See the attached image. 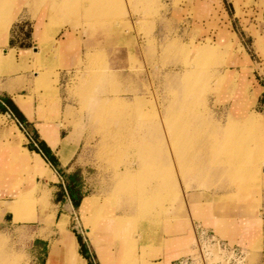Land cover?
I'll list each match as a JSON object with an SVG mask.
<instances>
[{"label":"rangeland","instance_id":"374dc122","mask_svg":"<svg viewBox=\"0 0 264 264\" xmlns=\"http://www.w3.org/2000/svg\"><path fill=\"white\" fill-rule=\"evenodd\" d=\"M0 2V60L13 55L19 66L18 71L11 73L0 67V98L14 97L27 118L37 122L43 139L53 132L70 137L69 150L60 151V156L64 169L77 173L85 198L75 208L73 219H62L66 220V230L74 232L80 240L83 233L89 235L100 259V249L93 239L96 227L90 233L88 226L116 182L128 172L135 174L129 176L125 187L138 186L132 187L135 193L139 187L146 189V196L157 202L156 206L155 201L145 196V200L152 202H149L152 209L143 207L147 210L140 211L139 206L128 207L126 233L148 240L149 250L155 249L154 244L161 246L165 240L171 241L185 229L194 201L223 208L243 203L247 205L245 214L261 222L264 0H240L237 5L234 0H117V4L108 8L109 15L106 11L99 15L102 18L85 16L88 0H80L76 9L65 0ZM18 15L29 18L23 22L27 25L25 31L17 28L20 22L14 20ZM66 30L75 34L79 51L71 69L61 72L56 37ZM22 31L31 38L30 42L24 44L20 40ZM22 48L30 50L21 54ZM94 73L103 78L94 80ZM42 75L47 77L45 84L38 82ZM90 95L98 99L95 110L85 103ZM18 96H22L25 104L17 100ZM179 101H184L187 107L182 114L186 124L183 137L198 157L194 168L204 171L237 166L246 172L243 177L235 174L216 177L214 173L200 177L184 175L178 162L169 165L163 150L170 136L161 117L173 113ZM16 124L11 112L0 111V154L5 156L9 171L2 177L0 174V186L7 191L20 188L15 194L7 192L5 199L9 203L0 202V264H36L33 258L34 246L38 244L36 236H47L51 244L56 238L52 230L58 221L51 196L45 190L40 191L36 177L56 176L46 162L33 166L38 152L28 147L32 143ZM23 125L32 131L33 125ZM222 134H231V141L239 149L232 161L218 164L211 161L212 151L208 148ZM26 149L31 164L22 158L21 152ZM220 154L222 158L231 156L228 151ZM147 168L151 169L144 170ZM252 168L256 169L255 176L247 174ZM17 169L24 170L10 173ZM165 169L167 186L154 192L163 182L160 179L158 182L157 175ZM154 170L157 174H152ZM125 196L119 193V200L111 206L118 215L126 207L121 204L127 199ZM6 211L10 215L4 223ZM13 217L15 224L11 225ZM179 240L178 248L182 250L177 255L185 253L184 246L195 238ZM55 242L48 264L55 259V248L60 245ZM137 246L138 264H160L142 254L140 242ZM257 249L258 246L247 252V264H256L253 253ZM51 264H64L63 258L58 256Z\"/></svg>","mask_w":264,"mask_h":264},{"label":"crops","instance_id":"0c3cea01","mask_svg":"<svg viewBox=\"0 0 264 264\" xmlns=\"http://www.w3.org/2000/svg\"><path fill=\"white\" fill-rule=\"evenodd\" d=\"M226 1L229 2L231 0ZM234 1L236 5L237 2H240V0ZM28 19L29 18L27 17H19L18 15V17L14 20L20 22L17 28L19 29L21 27L22 30L25 31L27 25H24L23 22H26ZM23 31L21 32L20 40L26 44L31 41V38L25 37ZM56 41V46L58 47L61 55L62 67L60 70L61 72H65L71 69L78 57L79 49L75 45L76 36L71 30H66L62 31L58 37H56ZM7 44H9V40ZM19 50L22 54L30 49L22 48ZM27 120L28 125H33L32 131H30L27 126H24V128H22L19 124H16V126L21 132L23 131L24 137L35 146H39V142L41 140L45 141L52 151V154L55 155L56 159L59 161L60 165L58 168H62L61 170H58L41 150L37 151L50 166L53 174L56 176V178L47 176L36 177L40 191L45 190L48 193V196H51L54 206L53 211H56L55 218H58L57 224L52 230V232H54L53 235H56V238L51 244L47 236H36L38 244H35L34 246V262L36 264H48L51 247L53 243L61 237L60 229L57 226L58 222L63 217H66L68 221L73 219L72 215L74 214L76 208L67 191L65 185V175L63 174V172H66L67 174L71 172L68 169H64L65 164L62 162V158L60 156V151L69 150V144L60 143L58 147H52L45 139L42 138L37 122L31 121L28 118ZM6 163L5 156L0 154L1 177L7 171ZM19 170L24 169H17L16 171L10 173L14 174ZM1 188L2 187L0 186V202L2 203L10 202V200L5 199L7 192H13L12 194H15L18 189H20L17 188L12 191L13 189L11 188V192ZM81 204L82 202L80 205ZM246 206L247 205L243 203H235L230 207L223 208L221 206L219 207L213 205L212 203H204L203 201L191 202L190 219L185 225V229H183L177 237L170 238L172 239L171 241L165 240L161 246L154 244L157 251L155 252L154 250L153 254L149 256V259L154 263L160 264H247V252L253 251L255 247L258 246L259 249L253 253V256L255 257L256 264H264V216H262L261 222H259L252 216L250 217V215L245 214L244 211ZM9 215L10 211H6L3 214L4 223H7V217ZM10 223L11 225L15 224L14 217ZM186 237H194L195 240H192L191 242L189 241L190 243L184 246L186 248L185 253L177 255L176 253H178L179 249L182 250L181 248H178L181 243L179 239H184ZM76 238L78 241V251L87 264H103L89 235L87 236L83 233L81 241H79L77 236ZM106 247L115 252V263L118 264V259L121 255V245L117 243Z\"/></svg>","mask_w":264,"mask_h":264},{"label":"bare ground","instance_id":"6f19581e","mask_svg":"<svg viewBox=\"0 0 264 264\" xmlns=\"http://www.w3.org/2000/svg\"><path fill=\"white\" fill-rule=\"evenodd\" d=\"M79 1L80 0H65V3L69 4L70 6H73L72 9H76L77 7H79ZM115 4H117V0H88V4L85 5V7H84L85 11H86L85 16L88 15L91 17V15H94L98 18L99 15H102V13H104L105 11L107 12L108 8L110 6L112 7V5L114 6ZM1 7L2 6H1V2H0V8ZM109 12L110 11L107 12L108 15H109ZM100 18H102V17H100ZM103 23H105V22H103ZM0 31H2V30H0ZM2 61H4V63ZM0 67L2 68V70H6V71L8 70L9 73L16 72L19 70V66L15 64V60H14L13 55H11V57H9L8 59L0 60ZM95 71H97V70H95ZM100 74H101V72H100ZM102 74H103V72H102ZM92 75L94 77V80H98V79L103 78V77H101L102 75H99L96 73H94ZM46 78H47L46 76L42 75L41 77H38V82L41 84H45L47 82ZM92 86H93V83H92V85H89V89L92 88ZM83 91L85 92V90H82V93H83ZM86 92H87V90H86ZM88 94H91V93H88ZM17 100L21 104H25V101L23 100L22 96H18ZM86 100H87V102H85V103L88 104L89 108H91L93 110L97 109L98 106H97L96 101H98V99H96L95 97H91V95H90V96L86 97ZM137 101H139V100H137ZM123 105H125V104H123ZM55 107L58 110V106L56 105ZM55 107H54V109H55ZM169 109H172V107ZM186 109H187V107L185 106L184 101H182V102L179 101L177 106H175L173 113L170 112V113H167L161 117V121H162V124L165 128V131H166L167 135L170 136V138H168L169 143L166 147H164V150H163L169 165H171L174 162H178L182 167V173L184 175L189 174V175H195V176L200 177L203 175L209 176V174L214 173V175L216 177L228 176V175L230 177V175L232 176V174H235V176L240 175L241 177H243V174H245L246 172L238 169L237 166H233L231 169L214 168V170H204V171H201V170H198L197 168H194L193 165H195V164H193V163L196 162L198 157L196 156V152H193L188 147V145H187L188 142L186 141L188 139H184L185 137H183L184 136L183 131H184V127L186 126V124H184L185 122L183 120L182 114L186 111ZM129 113H131V112H129ZM29 114L32 115V111H30ZM100 114H101V112H100ZM116 115L118 116V114H116ZM129 115H128V117H129ZM131 115H132V113H131ZM123 116L126 117V115H123ZM119 117H120V115H119ZM233 133H237V132H233ZM233 133H231V134H233ZM231 134L229 136H227L226 134L219 135L218 136L219 139L216 142V144H214L213 147L208 148L209 150L212 151V155L210 157L211 161L216 160V163H218V164L221 162L227 163V162L232 161L234 159V156L237 155L235 153V151L238 150L239 148H237V146H235L234 142L231 141L232 140V137L230 138ZM44 139L54 148L58 147V145L60 143H64V144L70 143V140H69L70 137L63 138V137H61L60 133H54V132L50 133V134H48V133L45 134ZM119 149H121V148L119 147ZM121 150H123V149H121ZM222 151L230 152L231 156L229 158H226V157L222 158L220 156L221 155L220 152H222ZM21 153H22L21 155H22L23 160L26 163L31 164L30 158L28 159L29 151L26 149L24 153L23 152H21ZM156 153H158V152H156ZM36 154L38 157H37L36 164L33 165L34 167H37L38 164L42 165L45 162V160L42 158V156L39 153H36ZM147 156H146V158H150L149 156L148 157ZM20 159H21V157H20ZM152 159H153V161L156 160V158L153 156H152ZM148 169H151V168H147L144 170H148ZM152 169H154V168H152ZM139 171H141V170H139ZM163 171H166V169L162 170V174H163ZM154 173L157 174V171L154 170L152 172V174H154ZM133 174H135V173L128 172V173H126V175H124L125 177H122V175H121L122 178H120V180H118L116 182L114 189L112 190V192L107 197H105L104 201L102 200L103 202L98 207L96 217L92 218V221H90L89 226H88L90 233L94 229V225L96 227L97 234H95L93 236V239H94L95 243L97 244L98 248L100 249L101 259L105 264H117V263H115L116 258H114L115 252L111 251L108 247H106L108 245H114L117 243L121 245V251H120L121 255H120V258L118 259V264H138V262L140 260L139 259L140 258L139 257L140 250H139V247L137 245L139 242L141 244L142 250H144V253H142V254L150 256L151 254H153L154 250H155V252L157 251L156 249L149 250L150 249V247H149L150 243L148 240L145 241L144 239L130 237L132 235H130V233L129 234L126 233V231L127 232L129 231L127 229L128 228L127 217L129 216L128 207L139 206L138 208L140 209V211L142 210L143 207L144 208H146V207L150 208L151 207L150 209L153 208V206H151V205L149 207L150 201H148V199L149 200H152V199L150 196H149V198L147 197L148 195L146 196V194H145L146 189H142V188L140 189V187H139V191L135 193L133 188L136 185L132 186L133 188L132 187L130 188L128 186L125 187L126 186L125 183L129 180V176H133ZM152 174H151V176H152ZM247 174L249 176H255L256 175V169L252 168V169L247 170ZM161 175L160 174L157 175V176H159L157 180L159 182V179H160V182H161V180L163 182H162V184L161 183L158 184V188L155 189V191L153 189L154 192H157L158 190L162 189L164 186L165 187L167 186V180H168L167 175H168V173L166 172L162 176ZM136 176L139 177V175L137 173H136ZM138 179H140V178H138ZM136 182H134V183H136ZM143 182L148 183L146 181H143ZM136 187H138V186H136ZM145 188H147V185H145ZM136 189H138V188H136ZM151 192H152V190H151ZM158 192H160V191H158ZM119 193L126 194L125 198H127L126 200L121 201V204L125 205L126 207L123 208L120 215H118L116 213L114 208H111L113 202L115 201V203H116V200L119 198L118 197ZM145 196L148 199L145 200V198H146ZM153 197H155V195ZM161 197H163V196H161ZM152 201L156 202L155 198ZM150 204H152V202H150ZM155 204L157 206V202L154 203V205ZM144 208H143V210L146 211L147 209H144ZM16 209H18V208L16 207ZM148 212H149V210H148ZM21 213H22V215H25V213H23V212H21ZM139 213H137V214H139ZM133 214L137 215L135 213H133ZM16 219H19L17 213H16ZM66 224H67L66 220H63V219L58 222L57 226L60 229L61 237L55 243H59L60 245L56 246V248H55L57 251L55 252V259H53L52 262L55 261L58 256H60L63 258L64 264H87L85 259L82 257V255L78 251V241H77L75 234L66 230ZM144 224H147V222ZM118 248H119V246H118Z\"/></svg>","mask_w":264,"mask_h":264},{"label":"trees","instance_id":"16d2710c","mask_svg":"<svg viewBox=\"0 0 264 264\" xmlns=\"http://www.w3.org/2000/svg\"><path fill=\"white\" fill-rule=\"evenodd\" d=\"M0 111L2 113L11 111V114L14 117H16L20 122L26 125L28 124V120L26 116L21 111L19 106L15 103V101L12 99V97L9 95H4L0 98ZM30 147L36 151L41 150L58 170L62 169V168H58V166L60 165L59 161L56 159L55 155L52 154V151L50 150V148L48 147L45 141L41 140L39 142V146H35L34 144H31ZM63 174L65 175V185H66L67 191L75 207H79L80 203L85 197V195L82 193L81 181L78 178L76 172L71 173V174H67L66 172H63ZM79 241L81 240L79 239Z\"/></svg>","mask_w":264,"mask_h":264},{"label":"built area","instance_id":"2783aa9c","mask_svg":"<svg viewBox=\"0 0 264 264\" xmlns=\"http://www.w3.org/2000/svg\"><path fill=\"white\" fill-rule=\"evenodd\" d=\"M15 120H16L17 124H19L22 128H24V125L17 118H15Z\"/></svg>","mask_w":264,"mask_h":264}]
</instances>
